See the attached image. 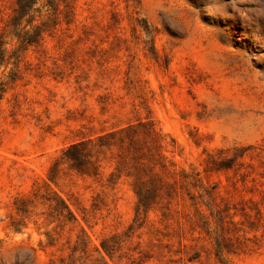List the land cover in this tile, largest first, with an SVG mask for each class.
Segmentation results:
<instances>
[{
	"label": "rangeland",
	"instance_id": "1",
	"mask_svg": "<svg viewBox=\"0 0 264 264\" xmlns=\"http://www.w3.org/2000/svg\"><path fill=\"white\" fill-rule=\"evenodd\" d=\"M0 264H264V0H0Z\"/></svg>",
	"mask_w": 264,
	"mask_h": 264
}]
</instances>
